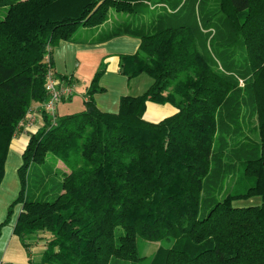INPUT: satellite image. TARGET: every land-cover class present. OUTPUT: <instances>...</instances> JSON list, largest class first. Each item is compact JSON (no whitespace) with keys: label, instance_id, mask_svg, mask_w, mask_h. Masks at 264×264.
Masks as SVG:
<instances>
[{"label":"trees","instance_id":"trees-1","mask_svg":"<svg viewBox=\"0 0 264 264\" xmlns=\"http://www.w3.org/2000/svg\"><path fill=\"white\" fill-rule=\"evenodd\" d=\"M153 1L0 0V185L21 120L48 98L54 48L80 28L130 13L92 36L138 37L121 70L154 80L106 112L99 69L83 109L55 125L46 115L29 136L6 221L21 204L15 233L48 237L33 264L141 261L138 237L175 239L162 264H264V0ZM167 3L176 9L141 16ZM148 101L177 111L149 121ZM49 155L65 168L47 198L30 197L32 166ZM256 196L261 204L238 203Z\"/></svg>","mask_w":264,"mask_h":264},{"label":"crops","instance_id":"crops-1","mask_svg":"<svg viewBox=\"0 0 264 264\" xmlns=\"http://www.w3.org/2000/svg\"><path fill=\"white\" fill-rule=\"evenodd\" d=\"M87 34L84 35L87 36ZM91 37L88 41L83 39L84 37L82 36L80 38L76 37L74 41H61L54 48V69L58 75L70 79L71 84L74 81L75 85L80 80L81 75L87 76L86 92L82 95L83 104L87 99L88 85L95 73L99 69H104L100 79V85L104 88V91L96 93L95 99L101 110L116 112L119 109L122 96L141 95L153 84V78L147 73H141L129 78L121 70V55L136 53L141 40L128 34L103 41H95L98 34ZM88 54L93 55L91 59L95 61L94 70L90 75L85 71L84 66L87 63L83 59V56ZM75 90L73 89L70 97L60 102V104L66 100L73 101ZM176 111V107L171 103L148 101L144 116L149 121L158 122ZM42 125H44L43 120L38 118L31 130H28L27 133L16 135L12 140L6 160L5 175L0 185V262H5L6 264H33L34 261L41 258L38 244H31L29 241L25 242L15 233V226L22 210V205L20 204L18 209L15 208L16 212L9 221H6V218L8 217L10 205L16 200L20 191L19 168L23 163L22 155L28 144L29 136ZM9 172L11 173L8 175ZM7 176L10 182L9 186L6 184ZM238 203L244 206L258 205L262 203V198L256 196Z\"/></svg>","mask_w":264,"mask_h":264},{"label":"rangeland","instance_id":"rangeland-1","mask_svg":"<svg viewBox=\"0 0 264 264\" xmlns=\"http://www.w3.org/2000/svg\"><path fill=\"white\" fill-rule=\"evenodd\" d=\"M157 1V0H155ZM153 1L154 3H156ZM173 1V0H172ZM177 2H181L184 0H175ZM176 9V4L174 3H167L163 8L157 7L156 10L150 9L147 14H142L141 16L149 17L150 19L156 17L159 13H165L170 12L171 10ZM1 12H5V10H2ZM131 14L127 12H118V11H110V18L103 22L102 24L98 26H85L79 29L76 34L74 35V38L82 36L83 39H86L87 41L90 40L92 37V34L95 32L101 31V29H104L111 25L113 19H119V20H129L131 18ZM85 28V29H84ZM87 30V31H85ZM87 34L84 35V34ZM78 38V39H79ZM90 55V54H88ZM83 56V59L87 65H85V71L90 75V73L94 70V60L93 55L90 56ZM104 70V69H103ZM87 76H82L79 81L76 82V85L74 84V81L72 82L73 89L75 90V94L73 96V101L66 100L62 104L58 106V115L65 114V113H74L77 111H80L83 109V101H82V95L86 92V78ZM90 81V80H87ZM15 137V136H14ZM50 157V158H49ZM55 165V167H54ZM64 163L56 158L53 157V155H49L48 159L43 164L34 163L32 166V170L30 171V190L29 195L30 197L34 198H47L49 195L46 194V192L54 185V183L57 181V169L56 168H65ZM11 172L8 173V175ZM6 184L9 186L10 182L8 180V176L6 178ZM20 204H17L14 207L13 214H15L16 209H18ZM16 208V209H15ZM209 210H206V208H202L200 210V216H205L208 213ZM12 214V215H13ZM34 237H37V239L34 241H29L31 244L35 243L36 245H39V248L41 249V246L43 244V241L48 240V237H44L43 234L36 233L34 234ZM175 243V239H164L161 241H149L144 238L138 237L137 239V247L138 252L141 256L145 257V259L141 261H126L127 264H162L166 250L172 247ZM35 245V246H36ZM34 246V247H35ZM32 248V247H31ZM34 250V249H33ZM190 251L195 252V248H191ZM122 261V260H120ZM123 262V261H122Z\"/></svg>","mask_w":264,"mask_h":264},{"label":"built area","instance_id":"built-area-1","mask_svg":"<svg viewBox=\"0 0 264 264\" xmlns=\"http://www.w3.org/2000/svg\"><path fill=\"white\" fill-rule=\"evenodd\" d=\"M47 60H49V54L47 55ZM46 89L48 91V98L42 104H36L32 106L26 117L21 120L19 126L22 129L21 133H27L31 130L38 118L45 122V116L47 115L50 123L52 125L57 124L58 121V106L60 102L70 97L73 93V85L70 79L60 78L56 70L52 66L48 68L46 73ZM0 264H6L5 262H0Z\"/></svg>","mask_w":264,"mask_h":264}]
</instances>
